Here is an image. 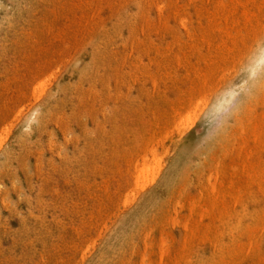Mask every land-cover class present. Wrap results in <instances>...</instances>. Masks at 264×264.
Returning <instances> with one entry per match:
<instances>
[{
    "label": "rangeland",
    "instance_id": "1",
    "mask_svg": "<svg viewBox=\"0 0 264 264\" xmlns=\"http://www.w3.org/2000/svg\"><path fill=\"white\" fill-rule=\"evenodd\" d=\"M0 264H264V0H0Z\"/></svg>",
    "mask_w": 264,
    "mask_h": 264
},
{
    "label": "bare ground",
    "instance_id": "2",
    "mask_svg": "<svg viewBox=\"0 0 264 264\" xmlns=\"http://www.w3.org/2000/svg\"><path fill=\"white\" fill-rule=\"evenodd\" d=\"M234 1V0H233ZM191 2V1H190ZM241 2V1H240ZM220 3V2H219ZM258 6V5H257ZM233 7V6H232ZM237 8V7H236ZM237 10V9H236ZM217 12V11H216ZM229 13V12H228ZM254 13V12H253ZM212 15V14H211ZM246 16H249V15H246ZM253 16V15H252ZM251 16V17H252ZM256 16V15H255ZM183 17V16H182ZM217 19V18H216ZM260 19V18H259ZM234 20V19H233ZM186 21V20H185ZM258 21V20H257ZM223 29V28H222ZM235 29V28H234ZM231 30H233V29H231ZM238 31V30H237ZM235 33V32H234ZM238 33V32H237ZM240 33V32H239ZM229 34V33H228ZM219 47V46H218ZM231 49V48H230ZM233 50V49H232ZM155 79V78H154ZM205 80V79H204ZM37 88V87H36ZM35 94V93H34ZM34 94H33V96H34ZM141 177V176H140ZM144 177V176H143ZM203 215V214H202ZM191 231V230H190ZM192 232V231H191ZM192 234V233H191ZM165 245V244H164ZM163 253V252H162ZM162 257V256H161Z\"/></svg>",
    "mask_w": 264,
    "mask_h": 264
}]
</instances>
